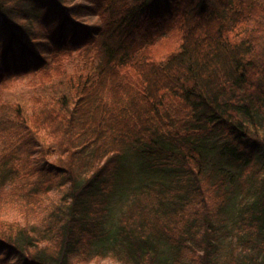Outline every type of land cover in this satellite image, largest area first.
<instances>
[{"label":"trees","instance_id":"1","mask_svg":"<svg viewBox=\"0 0 264 264\" xmlns=\"http://www.w3.org/2000/svg\"><path fill=\"white\" fill-rule=\"evenodd\" d=\"M264 264V0H0V264Z\"/></svg>","mask_w":264,"mask_h":264},{"label":"rangeland","instance_id":"2","mask_svg":"<svg viewBox=\"0 0 264 264\" xmlns=\"http://www.w3.org/2000/svg\"><path fill=\"white\" fill-rule=\"evenodd\" d=\"M91 264H93V263H91ZM94 264H95V263H94ZM99 264H118V263L113 262V261L110 260V259H104V260L101 261V263H99Z\"/></svg>","mask_w":264,"mask_h":264}]
</instances>
